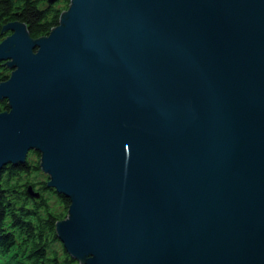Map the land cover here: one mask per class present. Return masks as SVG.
I'll return each instance as SVG.
<instances>
[{
	"label": "water",
	"instance_id": "water-1",
	"mask_svg": "<svg viewBox=\"0 0 264 264\" xmlns=\"http://www.w3.org/2000/svg\"><path fill=\"white\" fill-rule=\"evenodd\" d=\"M4 33L0 170L38 154L77 264H264V0H69Z\"/></svg>",
	"mask_w": 264,
	"mask_h": 264
},
{
	"label": "trees",
	"instance_id": "trees-1",
	"mask_svg": "<svg viewBox=\"0 0 264 264\" xmlns=\"http://www.w3.org/2000/svg\"><path fill=\"white\" fill-rule=\"evenodd\" d=\"M68 1L0 0V31L17 20L26 25L31 38L43 36L57 25ZM9 72L0 66V81ZM5 109L6 101L1 100L0 111ZM38 159L29 151L22 164H6L0 170V264H77L54 234V223L65 217L69 202L46 186ZM52 200L62 211L54 209Z\"/></svg>",
	"mask_w": 264,
	"mask_h": 264
},
{
	"label": "rangeland",
	"instance_id": "rangeland-1",
	"mask_svg": "<svg viewBox=\"0 0 264 264\" xmlns=\"http://www.w3.org/2000/svg\"><path fill=\"white\" fill-rule=\"evenodd\" d=\"M52 202L54 203V209H56V211H62V209L59 208V207L57 206V204H55V202H54L53 200H52ZM55 247H56V248H60V246H59L58 244H56Z\"/></svg>",
	"mask_w": 264,
	"mask_h": 264
}]
</instances>
